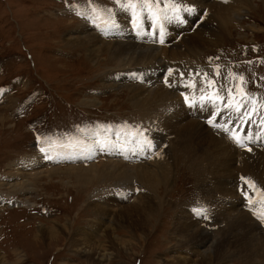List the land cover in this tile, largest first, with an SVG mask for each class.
Instances as JSON below:
<instances>
[{
	"label": "rangeland",
	"instance_id": "obj_1",
	"mask_svg": "<svg viewBox=\"0 0 264 264\" xmlns=\"http://www.w3.org/2000/svg\"><path fill=\"white\" fill-rule=\"evenodd\" d=\"M194 1H197V4L203 7L213 1L215 7L213 11L210 10L206 23L204 22L200 28H197V31H191L193 33L186 34L182 38L185 40L188 35L202 30V34L206 39L218 40V44L216 42V44L208 47L195 48L192 54L197 52V55L190 58L191 63H185L188 68L185 69L190 70V72L182 73L180 75L181 78L183 77L182 80L192 82V80L201 76L207 85L206 90H209L214 84V89L212 88L208 93L214 94L218 91V96L221 93L220 96L225 97L222 100L230 99L229 101H231L234 98L238 100L240 98V101L245 100L247 102V100H251L250 102H252L254 100L249 98L264 99V0H249L248 2L237 0V8L242 9L240 13H234L236 20L233 18L232 21L227 23H217V21L212 20H214L219 10L220 4L218 3L231 7L235 1L207 0L205 5L202 0ZM190 2L193 1L176 0L173 5L168 3L167 0L159 4L150 2V0L146 3L141 2V0H131V2L129 0H0V90L7 88L6 97H9L5 99H9L5 103L0 101V110L4 115L3 122L5 121L0 124V199L2 198V201H0V251L9 264H87L84 256L74 251L71 244L72 236L59 238L55 243L54 241L46 242L41 239L38 242L36 237L42 227L49 225L56 224L60 226L68 222L71 227L74 225L73 229L75 231L88 227L89 222L95 220L96 217V210L92 206L94 204L100 205V198L104 199L103 197H105H100V194L96 192L97 189L113 190V185L105 186L97 178L93 181L81 183L78 182L76 177L72 178L64 173L55 172L54 179H52V177L48 178L47 173L37 174L36 171L34 175L29 177L31 180H29L30 188L22 187L19 183L23 179V172L20 171V166L15 165V163L28 158L34 150L36 151L32 145L33 142H38L41 154L47 153L50 156L51 151L52 153L64 150L73 152L81 148L79 145H83L84 142L90 140V135L94 136V139L89 142V145L96 147L94 141L99 139V136H102L104 140L113 130L123 132L132 130L136 133L140 130H146L143 128L152 124V119L157 118V114H164L161 115V118L170 115V109L162 111L161 106L158 107L155 103L146 105L150 109L143 106L145 94L141 96L139 93L141 97H137L135 89L142 86L145 79L142 78L141 81L136 82L134 77L139 76L138 74L134 73L129 78L130 80L118 79L117 82H113L108 78L107 71L119 67L115 65L114 58L109 53L94 58L86 52L87 50L82 45L76 46L66 43L67 33L77 30L86 20L77 9L91 6L90 8H96L107 14V12H113L125 5L136 6L137 8L140 6V10L141 6L144 9L148 5H154L153 7H156L158 13H161L159 14L160 17L166 14L167 19L174 17L178 20L181 11ZM75 6L78 8H73V12L70 8ZM150 9L148 10L149 14ZM148 13L144 12L143 14L147 15ZM236 13L238 14L236 15ZM134 19H137L139 24H142L145 28L149 26L150 22H153L151 17L143 18L140 15L134 16ZM182 19L180 18L179 21H182ZM161 22L166 23L169 26L168 29L174 31L172 28L175 22ZM182 24L183 27L175 23L176 26L184 28L185 22ZM184 29L187 30L188 28ZM211 30H214V36L210 34ZM165 65L168 64L166 62L160 64L161 67ZM168 67L170 69H167ZM164 69H167L164 74H168L171 78L169 77L166 80L167 84L165 83L166 85L162 87H167L168 82L171 83L170 88L173 85L177 86L178 82L174 80L176 76L174 78L172 76L177 70L171 66ZM138 70L139 68L136 71ZM156 87L155 85L154 89ZM200 87L199 84V91L201 90ZM229 96L232 97L229 98ZM241 96L243 99H241ZM84 97H86L88 103L84 102ZM223 104L225 114H228V104L224 101ZM185 106L187 107V105ZM155 108H158V110ZM220 109L222 110L221 106ZM239 121L241 119L228 122V129L226 126L218 125L219 127H217L212 123L209 124V127L213 129L220 128L234 137L237 131L241 132L244 129L239 127ZM88 123H90L89 126H87ZM205 123L207 125V121ZM160 130L161 127L160 129H151L152 132H161ZM161 134L164 137L167 134L164 142L166 145L164 157H166L165 162H168L169 166L172 165L173 173L170 172L169 182L162 183L158 192L165 203L162 206L163 210L156 219L157 225H155L157 228L151 230V237L149 239L147 237L143 244L139 239H135L138 235L133 231L130 233L131 229L127 232L123 227L118 228L116 230L117 234L121 238L132 239L138 245V248L132 246L133 249L127 253L121 249L115 250V258L117 259L108 262V264H163L165 259L170 258L172 245L180 240V236H176L174 231L178 212L182 209L191 213L193 205L196 203L201 204V201L200 203L198 201L200 197L203 200L202 206L205 205L210 197V200L213 198L211 194H208L209 192L212 193L209 188L215 189V187H218L217 183L220 178L215 179V174L211 170L212 167L208 168L210 164L204 163L207 160L206 157H198L201 154L209 153L212 148L208 144L200 142L201 146L205 145L204 149L195 146L196 148L194 147L193 151H196L194 152L196 157H193V155H189V157L184 155L182 144L179 147L177 146L175 136L172 140L173 135L166 132ZM84 135H86V138H84ZM221 137L227 140L225 136L222 135ZM245 141L246 139L243 142ZM248 150L251 149L248 148ZM40 153L36 154L39 155ZM36 154L34 153L32 156ZM200 158L201 161H199ZM142 159L147 164L151 163L150 158L145 155L132 158L133 161H141ZM198 161L200 165L203 164L201 167L205 169L204 173L197 174ZM250 161L253 160L250 159ZM242 162L237 164L239 165L238 168L241 167ZM59 164L62 163L58 161L56 166ZM83 164L88 163L83 162ZM48 165V169H52L51 165L53 164L49 162ZM67 165L70 164L63 163V166ZM237 165L234 166L237 167ZM208 170L212 172L213 177L211 173L207 174ZM242 174L244 173H239L238 179L240 180L237 190L243 202H246L245 199L248 197L250 200L246 203L249 204L250 202L249 205L257 198L261 197L263 199L264 189L263 187L261 189L260 186V190L257 192V194H261L258 195L259 197L257 196L255 199L252 193L246 196L248 188L256 190V183L254 180L251 181L250 175ZM204 178L207 181H204ZM130 182L131 180L124 179L121 184L114 185L118 190L116 194L128 198V201H124L123 204L125 202L126 204L136 202L135 197L130 198L139 194L134 191L136 185L140 187V190L152 193L151 190L144 187L142 180ZM34 183L36 184L34 185ZM16 194L19 195V198L15 196ZM93 194L98 197V200L91 203L89 197ZM219 194L218 192V198ZM6 198L14 201L11 204L10 202L5 204L6 200L9 201ZM33 201L36 202V208L26 210L17 208L10 210L7 208L32 207L34 205ZM104 202H107L106 206L113 203L112 199L109 198ZM28 211L32 215L29 216V219H26ZM193 215L197 217L194 219L195 223H199V217ZM250 216L257 223L259 222L258 224L261 226V230L258 231L259 235L264 236V211H258V214H251ZM102 218L108 224L107 216L102 215ZM54 221L55 223H53ZM112 222H114V217ZM112 222L109 221V224ZM205 224V229L208 228L212 233L208 234L209 238L214 240V243L219 247L220 241L223 240V233L220 231L222 223L210 219ZM97 235L99 236L96 237L97 240L104 237L102 231L97 232ZM228 246L231 245H227L226 250L236 254L235 257L237 256V259L234 257V264H251L250 262H254L251 259L253 258L252 255L248 256L250 252H253L252 250L235 248V245ZM176 250H179V248ZM182 250L185 252V248ZM201 255H194V257L202 261ZM262 259V257L257 258V261L256 259L255 261L260 264V261H263Z\"/></svg>",
	"mask_w": 264,
	"mask_h": 264
},
{
	"label": "bare ground",
	"instance_id": "obj_2",
	"mask_svg": "<svg viewBox=\"0 0 264 264\" xmlns=\"http://www.w3.org/2000/svg\"><path fill=\"white\" fill-rule=\"evenodd\" d=\"M192 1L194 2V0ZM205 1L207 0H202L204 5L206 4ZM233 1H235L233 3L235 5L233 6L232 4L231 7L223 6L221 3H218L220 4L219 10L212 21H217V23H227L232 21L231 19L234 18V13H240V10L242 9L237 8V0ZM248 1L249 0H245V2ZM240 2H243V0H240ZM207 4V6L210 7V10L213 11L215 7L214 2L212 1ZM90 7L77 9L78 7L75 6L70 8L73 12V8L77 9L86 20L84 21V24H81L77 28V30L67 33L65 39L66 43L74 44L76 46L82 45V47L87 50L86 52L94 58H99L105 53H109L114 58L113 61H115V65L119 66L113 70L107 71L106 74L110 80L113 82H117L118 79L128 80L134 73L142 76L145 79V82L142 86L135 89L137 91L135 92L137 97H141L145 94L143 98L144 105L143 103L142 105L145 107L146 105L148 106L155 103L158 107L161 106L162 111L168 109L171 111L170 115H167L165 112L167 117L161 118L164 115L161 113L162 116L157 114V118L154 117L156 119L151 118L153 123L147 125L149 129L144 127L143 129L146 130H140L136 133L132 130L124 132H117L115 130L110 134L112 139L110 138L107 142L104 141L103 143H100L99 146L101 147L100 149H102V152H99L93 160H89V158L95 155V149L97 147H93L88 143L73 152L54 151L51 153L55 161L50 162L59 161L62 163L58 166L51 165L52 169H48V163H43L41 161L42 156L37 154L35 156H32L33 154L30 156L27 155L29 156L28 158L17 161L15 165L20 166V171L23 172V179L19 184L25 188H30L29 177L34 175L35 171L37 174L47 173L48 178L52 177V179H54V173L59 172L72 178L76 177L78 182L81 183L90 180L93 181L97 178L103 182L105 186L113 185V190L111 189L112 191H107L105 188L97 189L96 192L100 194V197L105 196L106 198H100V205L94 204V206H92L93 209L96 210V217L95 220L90 219L91 221L89 222L88 227L77 229L75 231L73 229L74 225L71 227L68 222L60 226L56 224L47 226V224V227H42L39 231V234L36 237L37 241L39 242L41 239L46 242L54 241L55 243L59 238L70 235L72 236L71 244L73 245L74 251L83 255L87 264H108V262L117 259L115 258V250L121 249L127 253L133 249L132 246H137L138 248V245L134 243L132 239L121 238L116 232L118 228L123 227L127 232L131 229L130 233L133 231L138 235L135 239H139L141 244L144 243V240L147 237L149 239L151 237V230L157 228L156 219L161 210H163L162 206L165 203L162 196L158 193L160 186L162 183L166 184L169 182L171 177L170 172H172V165L169 166V164H167L168 162H165V150L159 152V147L160 145H163L167 135L166 134L164 137L161 133L166 132L169 135H173L172 140L175 136V141L178 147L180 144L183 145L182 151L185 153V156L193 155V157H196L194 153L196 151H193L194 147L199 146L203 148L205 145L201 146L200 142H202V144H208L212 148L209 153L201 154L198 157H206L207 160L204 163H209L210 166H208V168L212 167L211 170H213V173L215 174V179H220H218L217 188H209V191H212V193L209 192L208 194H211L213 198L210 200V197L205 202V205L203 204L204 209L202 206L203 200L202 197H200L198 200L199 203L201 201L200 205L192 202L195 205H191V213H189L190 211L185 212L186 210L183 211L182 209L178 212L176 216L177 220L174 224V231L176 236H180V240L172 245L170 248V258L165 259L163 264H234V257L236 254L227 251V245H235V248L240 247V249L247 251L252 250L253 252H250L248 255H252L253 257L251 259L254 262H250L251 264H257V258L261 257L263 258V261H260V264L264 263V236L259 235L258 231L261 230V226L258 224L259 222L257 223V221L250 216L251 214H258V211H264V198L262 199L260 197L256 199L259 195L257 194L260 190L259 188L261 187L262 189L263 187L264 189V119L257 124V126L251 128L245 127L243 131H237L239 133H235L234 138L239 143H257L255 149H251L249 152L243 151L244 149L241 150L240 145L237 146L229 140H224L225 138L222 139V135L216 134L217 131H215V128L213 129L209 127V124L212 123L215 125V123L218 122V125L227 127L228 122L239 120L241 111H238L236 107L240 105V102L246 101H240L239 97V100L234 97L231 101H229L230 99L222 100V98L225 97L219 95L220 99L212 93H207L206 97H202L204 93L200 92L201 90H206L207 85L202 80L201 76L192 80V82L184 81L182 80L183 77H180L182 73L190 72V70L185 69L187 68L185 63H191L190 58L197 55V52L192 54V51L195 48L200 46L208 47L212 44H216V42L218 44V40L206 39L202 34V30L195 34L188 35L189 39L186 38L184 40L183 37L178 40V34L180 32L184 33L186 30L180 27L181 25L178 26L179 24L175 19L167 20L168 16L166 14L165 16L163 15V17H160L159 13H155V7H152L150 9V14L147 12V15L143 14L145 12L143 10L137 15L135 11L138 8L129 5L118 8L113 12H107V14L96 8ZM138 10H140V8ZM238 13H236V15ZM139 15L143 18L151 17L153 22H150L149 26L146 25L147 28H145V26L143 27L142 24H139L137 19H134V16ZM157 16L158 18L155 19ZM196 18L197 16L194 17V20ZM234 20L236 19L234 18ZM161 21L170 23L175 22L178 25L176 26L175 23H173L174 25L172 29L174 31H172L171 29H168L169 26H167L166 23H162ZM161 23L166 25V29L162 27ZM189 28L190 27H188V29ZM210 34L214 36V30H211ZM170 40L172 41V45L168 46L166 42H169ZM153 41L156 43L155 46L153 45ZM189 46L190 49L188 50ZM165 62L168 65L161 67L160 64ZM167 66H171L177 70L176 73L172 74L173 78L176 76L174 80L178 82V84L176 82L177 86L171 85L172 87L170 88L169 85L171 83L168 82L167 87H162L167 84L166 80L170 77L168 74H164L167 71V69L164 68ZM137 68H139L138 71H136ZM148 75L149 77H146ZM199 84L201 85L200 91ZM155 85L157 87L154 89ZM3 95L6 97V92L3 93ZM228 95L230 94L228 93ZM230 97L232 96H229V98ZM6 98L9 97L7 96ZM8 100L2 103L7 102ZM84 100L85 103H88L86 97H84ZM182 100H188L189 104H185ZM223 101L227 104L229 103V113L226 112L228 114H225ZM234 101H237L236 105H234ZM250 101L248 100L249 103L256 104L257 111L260 112L261 115H264L263 100ZM95 102H97V100H95ZM184 104L188 105L189 109ZM147 106L146 108L150 109ZM220 106L222 107V110L220 109ZM156 110H158V108ZM3 116L2 110H0V124L5 122H3ZM198 118L200 120H197ZM205 121H208V126ZM160 127L161 132L151 131V129H160ZM245 139L246 141L250 139V141L247 143L243 142ZM94 144L98 145L96 143ZM240 151L242 152L240 153ZM142 155L149 157L151 163L148 162L149 164H147L144 159L141 161H139L140 159L138 161L132 160V158L142 157ZM201 158L199 161H201ZM250 159L253 161H250ZM82 161L85 163L87 162L88 164H83ZM199 161L196 167L197 174L204 173L205 170L201 167L203 164L200 165ZM241 161H243L241 167L238 168L239 165L237 164ZM65 162L70 165L63 166V163ZM235 164L237 167L234 166ZM241 172L245 175H250L251 181L254 180L256 183V190L248 188L246 193V196H248L249 193H252V196H255L256 200H253L251 205H249L250 202L247 204L250 198L248 197L245 199L247 203L243 202L237 190L238 182L240 180L238 179L239 173ZM208 173H211L212 177L214 176L210 170L207 171V174ZM124 179L131 180V182H134V180H142L144 182V187L151 190L152 193H150V191L146 193L145 190L137 191L139 189L137 187L139 186L136 185L134 191L139 194L130 197H135L136 202L134 201L135 203L133 204H126L125 202L123 204L124 201H128V198L126 196L123 198L116 194L118 190L114 185H117L118 183L121 184ZM204 181H207V179ZM124 182L128 184V182ZM35 184L36 183H34V185ZM218 192L220 193L219 198L217 197ZM239 192L241 193L240 190ZM107 198L112 199L113 203L111 205L106 206L107 202L104 201ZM204 199L206 200V198ZM96 200H98V197L95 194L89 197L91 203ZM0 201H2V198ZM243 204L244 206L242 207ZM193 214L199 217V221L197 219L199 223H195L194 219L197 217ZM102 215L107 216L108 224L104 221ZM113 217L114 222H112ZM210 219L218 221L224 225L223 227L220 225V231L223 233V240L220 241L219 247L214 243V240L209 238L208 234H212L210 233V230H208V228L205 229V222ZM109 221L112 223L109 224ZM53 223H55V221ZM101 231L104 233V240H102L103 238L97 240L96 237H99L97 232L99 233ZM177 248H179V250H176ZM183 248H185V252L182 250ZM200 254H202V261L194 257V255L200 256ZM0 264H9L1 251Z\"/></svg>",
	"mask_w": 264,
	"mask_h": 264
},
{
	"label": "snow or ice",
	"instance_id": "obj_3",
	"mask_svg": "<svg viewBox=\"0 0 264 264\" xmlns=\"http://www.w3.org/2000/svg\"><path fill=\"white\" fill-rule=\"evenodd\" d=\"M129 2H131V0H129ZM141 2H145L146 3V2H149V0H141ZM150 2L159 4V3L164 2V0H150ZM167 2L174 5L176 3V0H167ZM214 126H218V122H217V125H214ZM224 130L228 131L227 129H224Z\"/></svg>",
	"mask_w": 264,
	"mask_h": 264
}]
</instances>
